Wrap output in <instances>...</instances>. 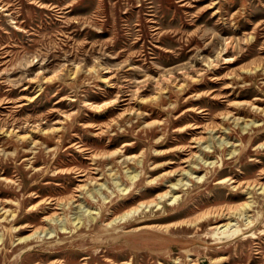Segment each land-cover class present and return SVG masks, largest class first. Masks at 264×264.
Returning <instances> with one entry per match:
<instances>
[{"label": "rangeland", "instance_id": "1", "mask_svg": "<svg viewBox=\"0 0 264 264\" xmlns=\"http://www.w3.org/2000/svg\"><path fill=\"white\" fill-rule=\"evenodd\" d=\"M86 176L96 180L77 189ZM178 179L176 204L110 223ZM255 182L264 0H0V264H264V193L249 198L255 237L217 242L215 220L200 221ZM70 195L19 243L53 212L45 199Z\"/></svg>", "mask_w": 264, "mask_h": 264}, {"label": "bare ground", "instance_id": "2", "mask_svg": "<svg viewBox=\"0 0 264 264\" xmlns=\"http://www.w3.org/2000/svg\"><path fill=\"white\" fill-rule=\"evenodd\" d=\"M181 1V0H179ZM210 7V6H209ZM63 14V13H62ZM138 37V36H137ZM249 41V39H248ZM247 41V42H248ZM233 58L231 59H228L227 61H231ZM255 67V66H254ZM258 67V66H257ZM256 68V67H255ZM260 68V67H259ZM257 69V68H256ZM262 70V69H261ZM106 78V77H105ZM122 95V94H121ZM124 102V101H123ZM172 105V104H171ZM136 112V111H135ZM224 116V115H223ZM140 120V119H139ZM236 121H238V119H236ZM249 124V123H248ZM246 124L245 127L248 125ZM192 127V126H191ZM119 128V127H118ZM193 128H196L195 126H193ZM208 130V129H207ZM210 132L213 130V129H209ZM216 130H218L216 128ZM215 130V131H216ZM204 137H200V138H195L193 139L194 141L193 142H197L199 143L200 141H203ZM127 143H124V145H126ZM123 145V146H124ZM79 146V145H77ZM192 147V146H191ZM194 147V146H193ZM196 147V146H195ZM198 147V146H197ZM199 149V148H198ZM188 153V152H187ZM195 154H192V157H194ZM136 156L135 155H132V156H129L128 157V160H131V159H134ZM28 161V160H27ZM177 161V160H176ZM201 161V160H200ZM185 162V161H184ZM210 163H213L212 161L209 162ZM198 164V163H197ZM189 165V164H188ZM192 165V164H191ZM162 169V168H161ZM189 170H193V167L192 166H189L188 168ZM186 170L184 168L180 169L179 172L182 171L181 174H188V175H192V172H189V170ZM7 170V169H6ZM67 173H70L71 171H66ZM81 172V171H79ZM174 173V172H172ZM171 174V173H170ZM86 174L85 173H79L77 174V176H85ZM138 176V173H134L132 175H130V180H131V185L128 186V187H123L121 188V190H123V192L125 193H128L130 191V187L132 185H135L136 183V177ZM194 176L192 177H189L190 179L193 178ZM15 178V177H14ZM78 178V177H77ZM195 178H197L198 181H201L203 178L202 177H198V176H195ZM228 178L226 179H222L220 180L219 182L223 183L225 182V180H227ZM92 180H96L95 178L94 179H90L89 180V177L86 176V178H81L79 179L80 182H82L81 184H79L77 186V189H85L86 186L92 181ZM75 181V180H74ZM95 183V182H94ZM185 185H188L187 183V180L183 181L182 179H178L175 183H171L170 185H168V189L162 193H158L154 199H152L151 201L149 202H140L138 203L137 205L125 210L124 212H122L121 214H119L118 216L114 217L112 219V221L110 223H123V222H126L128 221V219L138 215L140 212H142L143 210H148L150 207H157V208H161L162 207V202L166 199V200H169V204H176L181 195H179L178 193H176V191L180 188V187H184ZM243 187V186H242ZM245 190H246V193L248 194L247 196V199L238 203L235 207H227V208H218V209H214L212 211H208L206 212L203 216H201V220L202 221L203 219H213L215 220L214 222H216L215 224H212V227L214 230H216V233H215V238H216V241L217 242H223V240H221V238H229L231 236H234L235 234H243V235H247V236H252V237H255L254 236V232L252 233H247L248 231L250 232L251 228L255 225L256 222H254V219L253 218H250V215H247V213L252 209L253 207V202L252 200H249V198H251L253 195H252V189H256V190H259V193H264V183L262 182H255L253 183L252 185L251 184H247L244 186ZM155 195V194H154ZM76 195H70L68 198L66 199H56V198H47L45 199V202H47L50 206H49V209L53 210V212L50 214V215H47V216H44V219L42 220L43 221V225L41 226H38L34 229V231L29 234V235H26L24 237H22V239L20 240L19 243H21V241H26L28 239H34V238H39L40 236V233H43L45 232L48 228H50V224H53L55 218H58L61 214V213H58L57 211L58 210H62L64 209L65 206H70L71 205V201H77L79 197L75 198ZM130 198V197H129ZM44 200V199H43ZM43 200H40L38 202V204L36 205H41L43 203ZM216 201V200H215ZM35 205V207H36ZM0 211H2L4 209V212L3 214L4 217L3 219L6 220L7 219V215L6 213H8L10 210L9 209H5V206L0 203ZM78 207L80 208V205H78ZM200 207V206H199ZM12 212V211H11ZM10 212V213H11ZM100 212L99 211H88V216H89V220H92L95 222L97 221V219L100 217ZM247 216V218L249 217L250 219L247 220L244 225L242 224L243 227H240V224L238 226L237 224V227H236V223L233 222L234 219H239L240 216ZM13 218H15V213H13L11 215ZM77 218V217H76ZM203 218V219H202ZM246 218V217H245ZM246 218V219H247ZM83 222L81 220V218L78 217L77 219V222L75 223V221H73V223H75V227L76 226H82L83 225ZM198 219L197 220H194V221H188V222H185L186 224L188 225H198ZM237 222V221H236ZM239 223V222H238ZM158 226V225H157ZM167 227V226H166ZM169 227V226H168ZM235 227V228H234ZM233 228V229H232ZM65 229V228H64ZM129 229V228H128ZM47 234V233H46ZM264 234V233H263ZM213 235V233H212ZM210 235V236H212ZM214 238V237H213ZM2 236L0 234V245H2L4 243V241L2 242ZM221 240V241H220ZM2 242V243H1ZM192 245V244H191ZM24 251V250H23ZM53 256V255H52ZM74 259V258H73ZM191 261V264H197L196 262L192 261V259H189ZM84 261V260H83ZM200 262V261H199ZM180 262H175V264H179ZM55 264H65L63 262H60V261H56ZM125 264H130L129 261L125 262Z\"/></svg>", "mask_w": 264, "mask_h": 264}]
</instances>
